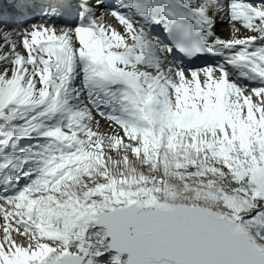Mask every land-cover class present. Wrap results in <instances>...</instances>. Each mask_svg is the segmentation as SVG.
<instances>
[{
	"label": "snow or ice",
	"instance_id": "obj_1",
	"mask_svg": "<svg viewBox=\"0 0 264 264\" xmlns=\"http://www.w3.org/2000/svg\"><path fill=\"white\" fill-rule=\"evenodd\" d=\"M0 264H264V0H0Z\"/></svg>",
	"mask_w": 264,
	"mask_h": 264
},
{
	"label": "bare ground",
	"instance_id": "obj_2",
	"mask_svg": "<svg viewBox=\"0 0 264 264\" xmlns=\"http://www.w3.org/2000/svg\"><path fill=\"white\" fill-rule=\"evenodd\" d=\"M218 33H220L221 35H226L227 29L226 28H224V29L219 28Z\"/></svg>",
	"mask_w": 264,
	"mask_h": 264
}]
</instances>
